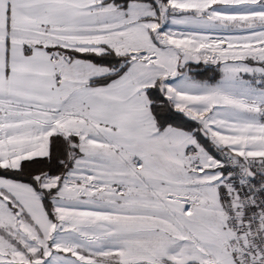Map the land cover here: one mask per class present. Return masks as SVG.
<instances>
[{"label":"snow or ice","instance_id":"obj_1","mask_svg":"<svg viewBox=\"0 0 264 264\" xmlns=\"http://www.w3.org/2000/svg\"><path fill=\"white\" fill-rule=\"evenodd\" d=\"M0 264H264V0H0Z\"/></svg>","mask_w":264,"mask_h":264}]
</instances>
